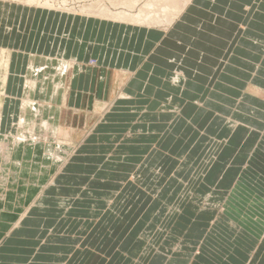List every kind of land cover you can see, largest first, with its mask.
<instances>
[{"label": "crops", "instance_id": "0c3cea01", "mask_svg": "<svg viewBox=\"0 0 264 264\" xmlns=\"http://www.w3.org/2000/svg\"><path fill=\"white\" fill-rule=\"evenodd\" d=\"M195 1L191 0L177 20L153 40L151 37L155 35L148 29L124 28L109 22L106 26L94 25V18L80 19L0 0V51L5 49L9 53L7 67L13 85L26 79L33 56L52 54L69 63L70 72L62 79V84L68 85L66 102L90 100L97 104L108 93L113 98L120 81L126 97L121 100L124 108H111L109 120L104 124L110 129L122 124L123 129L131 126L137 134L123 140L122 147L110 143L113 154L127 146L145 153L160 147L165 136H171V144L167 143L166 147L171 145L169 157L177 165L171 175L161 179L167 182L157 194L161 198L159 202L175 195L180 199L186 191V196L191 195L184 187L194 181L213 184V193L221 192L226 198L231 195L235 199L234 204L216 210L215 219L212 215L207 220L147 221L143 215L159 214L164 204L158 202L156 206L152 196L141 191L140 197L147 203L138 209L137 220H133L136 209L126 206L119 211L114 203L108 206L105 216L124 212L123 220L86 221L67 214L53 219L50 214L54 208L40 204L46 201L43 196L47 193L61 190L51 173L55 162L48 158L46 145L23 144L7 152L5 138L0 135V264H264V0H227L220 5L223 8L220 14L206 11L202 20L187 14L192 8L200 11ZM233 5L236 8L232 9ZM100 25L105 27L103 33ZM139 39L143 41L141 44ZM157 40L160 44L156 49L146 53L147 43ZM159 47L164 52L170 51L169 56H156ZM123 48L130 50L126 51L125 59H121ZM144 52L145 58L137 59ZM86 57L95 60V64L86 65ZM219 67L217 83L200 103L191 96V89L196 86L205 92L212 83V70ZM202 69L210 70V74L202 73ZM173 71L180 72L186 80L183 87L181 82L174 84L167 80ZM85 92L89 96H84ZM147 94L158 99L161 98L155 95L167 94L175 110L146 112L144 106L153 99L151 95L146 97ZM184 98L186 102L182 106L179 101ZM228 100L238 101V121L226 120V139L216 142L206 134L212 133L216 117L228 115V107L222 104ZM4 102L5 99L3 105ZM201 112L211 118L209 123L202 128L185 126L189 133H194L192 128L197 131L198 139L191 142L182 138L179 134L182 115ZM123 113L132 114V121L118 118ZM115 116L120 123L112 119ZM98 127L99 124L94 126V130L101 129ZM201 136L209 139L202 140ZM84 147L87 148L81 146V149ZM212 148L220 152L208 167ZM194 149L201 150L199 156L192 154ZM107 167L109 175L105 180L99 179L97 187L91 186L94 194L98 190L97 195L106 194L105 197L110 195L113 177L111 167ZM102 175L105 173H96L98 177ZM183 181L188 185L182 188ZM132 190L126 182L120 194L124 193L125 197ZM196 208L188 212L214 214L206 204ZM171 210L174 214L181 212L175 203ZM154 228L155 240L150 239V229Z\"/></svg>", "mask_w": 264, "mask_h": 264}, {"label": "rangeland", "instance_id": "374dc122", "mask_svg": "<svg viewBox=\"0 0 264 264\" xmlns=\"http://www.w3.org/2000/svg\"><path fill=\"white\" fill-rule=\"evenodd\" d=\"M1 1L5 2L6 4H15V3L20 4L21 3L23 6H26V7H27V3L29 2V0H16V1H19V3L16 2L15 0H1ZM47 1H49L48 5H50V7H54L55 9L58 7L59 9L69 10L71 12L72 11L74 12L75 10L77 12H82L83 9H81L82 8L81 6H86L87 12L84 10V13L95 14L96 16H97V12L99 11L98 9L101 7H104L105 5H106L105 7H108L110 10H112L111 3L109 2L108 4L107 2L108 0H104V1L97 0L99 1L98 4L96 0H93V1L87 0V2L86 0H80V1L79 0H70V1L69 0H63V1L55 0L56 2L54 0L53 1L47 0ZM74 1H75V4H74ZM225 1L227 0H196L195 3H198L200 7V11L199 10H197V12L192 11L193 9L192 8L191 11L190 10L187 11V14H190L193 17L196 16L195 18L200 19V20H202L203 18L202 14H204L206 11L211 10L214 13L217 12L218 14H220V12L223 11L222 6L220 5H222L223 2ZM41 2H43V4L45 3L44 0H41L40 3ZM83 2L86 4H84ZM140 2L135 7V11L142 8L144 1L141 3ZM56 4H59V5L56 7ZM34 7L36 8V6ZM62 7H64L65 9ZM233 8H236V6L233 5L232 9ZM42 11L49 12L47 10H42ZM51 11H55V10L51 9ZM56 12L70 14L72 16L79 17L80 19L81 18L89 19L87 17L76 16L66 11L56 10ZM196 13H198L199 15H197ZM78 14L80 15V13ZM92 19L93 18L91 17L90 20ZM93 20H94L93 21L94 25L99 24V23L100 24L103 23L104 25L109 24L106 20H104V18L103 20L102 19L99 20V18H95ZM100 28L103 33L105 27L103 25L101 27L100 25ZM151 31H152V34L155 35L154 37H151L153 40H155L157 36H159L163 32L162 29L161 30L152 29ZM185 32H188V34L190 33L191 35V32H189L188 30H186ZM22 36H23V33L21 34V37ZM157 41L155 43L148 42L145 52L149 54L150 52L153 51V49H156V47L160 44L159 43L160 41L158 42ZM141 42L143 41L139 39L138 43L141 44ZM161 49L162 47L161 48L159 47L157 49V53H155L156 56L159 55V57H162V58L168 57L170 54V51L164 52ZM123 51H124V54H122L121 59H125L124 56L126 55V51L130 52L128 48L126 50L125 48H123ZM145 52L142 57H140L139 55L137 59L139 60L141 58L144 59ZM4 55L0 56V78L6 73L7 81L5 84L6 88L5 89L4 87L0 88V100L3 102V100L5 99L4 105L3 103L2 104L0 103V105L3 106L2 109L0 107V111H1V114L2 113L5 114L6 112L7 115L5 114L4 116H2L3 121L1 123V128L3 124H4L3 126L4 128H2V130L0 129V131H3V132H0V135L7 136V138L8 137L13 138L18 134L16 133L17 132L16 129L20 127L18 123L19 118L22 117V115H26L24 114L26 112L22 111L23 102L21 101L23 99V93H24L23 87L25 86L24 84L25 80L22 81L23 84H19V82H17L18 80L16 81L17 84H14V85L11 84L12 76H9L8 71H10V68L7 67V64H8L7 59L9 55L7 53H5ZM130 56L127 55V57H130ZM38 58H40V60L36 61L37 63L36 66L40 67L42 70H45L44 79H46L45 81L46 85L44 87L45 93L43 94V96L42 94L41 95L35 94L33 97V100L34 102L43 100L45 101V103L50 105V106L47 105V108H46L47 112H46L45 117L53 123L55 122L59 123V121H61V125L59 127H61L62 129L61 131L64 132V135H62L58 139L56 137L53 138L52 136H50L49 138L45 140V137H43V135H40V137H38L39 139L38 142H40L41 144L44 143L46 145L45 148H46V153H47L48 158L50 160H53V162H55L54 163L55 166L52 167L51 173L53 174V177H56L54 180L55 183L61 187L60 192L57 191V192H53L52 194L47 193V196H43V198L46 197V201H40V204L51 205L52 208H54V212H51L50 214L53 219H56L57 217H61L62 215L67 214L71 217L78 218V219L82 218L86 221H92V220L97 221L99 219L123 220L124 215H125L124 212L123 213H110L108 214L109 218L105 216L106 214L105 212L107 211L108 206L113 203L114 205L119 206L118 208L120 209L117 208V210L119 211L125 209L126 206H128L129 208L131 207L132 209H136L135 211H133L134 212L133 220L140 219V213L137 211L143 203L145 204L147 203L144 197H140L141 191L143 193L146 192L144 194L148 193L150 196H152V199L154 200V204L157 206V203L161 199V198H157V194L159 193V190L163 187V185L167 182V179L163 182L161 181V179L162 177H167L169 174L171 175V172L173 171L174 167H176L177 165L176 162L172 161L171 157H169V155L171 154L170 152H172V151H168L171 148V145H169L168 149L166 147L167 143L171 144L172 140L169 139L171 136L169 138L168 136H165V138H163L161 141L160 147L151 149L145 153L144 152L138 153L137 151L131 150L127 146V149H124V150L122 149V151L118 154H116V151H115V154H113L114 148L113 147L110 148V145H111L110 143H114L113 145L115 146L116 144V146L118 147L120 143H122L123 140L129 138L130 135L134 136L137 134L133 132V130H131V126H129L127 129H123L122 128L123 124H122V125H119L118 127L113 126L110 129L106 124H104L107 120H109L108 114L110 110L116 107L124 108V106H122L121 104L122 102L121 100L122 98H126V97L123 94L124 93L123 88L119 86L121 85L120 81H118V84L116 86L117 92L116 94L113 95L114 96L113 98H112V95L108 93L105 97L101 98V100L97 104H95V102L90 101V100L84 101V102L82 101L73 102V100H70L68 102H65L64 104L62 100L64 88L61 89V91H59L58 94L55 95L53 99H51L50 97L52 94L50 87H52L53 85L51 83L52 82L51 75H55L57 72L56 70L60 65V63H58V60H61L64 63H68V60L67 59L62 60L61 57L55 56L53 54L51 55V57H49L48 55L49 59L47 57H38ZM89 58L90 57H86L85 63L86 65L89 64L90 66H93L95 64V60L89 59ZM219 70H220V67L217 69H213L212 74H210V70L202 69L201 70L202 73L211 75L212 83L205 92L203 88L196 89V86H194L191 89L192 90L191 96H195L196 99H199L200 103H203L205 99L204 96L208 94L209 92H212L211 90H212L213 84L217 83L216 73ZM166 76L167 74L164 75V77ZM175 76L182 78V76H180V72L173 71L171 72V74L167 76V80L171 82V78ZM38 79L40 80V78ZM8 80H9V83H8ZM53 80L57 82L59 80L58 76L57 77L55 76ZM182 81L184 83L186 82L185 79L184 80L179 79V81H177V82H181V87H183L184 85ZM61 85H65V84H61ZM122 86L124 85L122 84ZM3 92L5 93L4 97H3V94H4ZM88 94H89L88 92H85L84 96H89ZM127 95H128L127 98H129L130 93ZM150 95L151 94H147L146 97ZM197 95H198V98H197ZM228 95L232 96L230 92ZM151 96L153 98L154 94ZM155 96L161 99L153 98L149 100L146 103V106H144L145 108L144 110L146 112L164 111L165 113H167L169 111L175 110V108L173 109L172 107L173 101L168 99L167 94L166 95H155ZM162 96H164V99H162L163 98ZM16 100H19V101H16ZM191 100L194 102L195 99H191ZM179 102L181 103L180 105L183 106L186 102V99L185 98L181 99ZM177 103L178 102L175 101V105ZM222 104L225 107H228L227 109L228 115H226L225 117L223 115L221 117L219 116L216 117L215 121L212 124L213 129L212 131H210L212 133L206 134L209 138L212 137V140L216 142L226 139L227 133L225 131L227 129L224 128V126H226V123H225L226 120L228 121L232 120L233 123L238 121L237 112H236L238 101L228 100L227 102L223 101ZM219 112H223V111L219 109ZM123 114H122L123 116H120L118 118H121V120L124 119L123 122H125L126 120L132 121L131 119L133 118L131 117L132 114L130 113L129 114L123 113ZM138 114L139 112L136 113V116ZM115 118L116 116L112 117L114 121H117V123H120L119 119L117 118L116 120ZM210 119H211L210 117L204 116L202 112L198 113L197 115L195 114L194 116L182 115L181 126H180L181 128H180V133H179L180 136L184 139L186 138L190 140L191 142L195 141L199 137L197 131H194V129L191 127L194 133H189L185 126H188L189 124H191L194 127H197L199 125L198 128H202L206 123L210 122ZM98 124H99L98 128H101V129L94 130V126H97ZM223 128H224L223 133H220V131H222ZM11 130L13 131V133ZM66 136H68V138ZM109 136L111 137V141H109ZM151 136L152 135H149V137ZM208 137L201 136V139L206 140V139H209ZM27 140L31 141L30 139H26V141ZM163 141H165L164 144H163ZM149 145H151V143H149ZM81 146H87V148L84 147L81 149ZM120 147H122V144L120 145ZM80 149L82 150L81 153H79ZM181 152L183 153V150H181ZM219 152L220 150L217 148H212L209 151L208 157L211 158L210 159L211 161H209L208 167L211 166L212 158L217 156ZM195 153L196 155L199 156L201 153V150L196 151V149H194L192 151V154L195 155ZM53 154L56 156H54ZM58 154L61 156V158L64 157L63 161L62 159L58 158L59 157ZM64 160H66V162H64ZM116 162H117V165H115ZM108 165L111 167L110 171L113 176L111 180V187L109 188V191H108L110 195L109 197H105L106 194H102V196L97 195L100 192L97 189H96L97 194H94L93 190L91 189V186L94 185L95 187H97V185H99L98 184L99 179L105 180V176L109 175L108 167H107ZM193 168L194 169L197 168V164L193 165ZM98 172L105 173V175L98 177L99 175L96 176V173ZM126 182L129 184V186H132L133 190L131 192L128 191L129 194L123 197L124 193L122 194L120 193H121L123 184H125ZM187 183H188L187 181L181 182V187L183 188L185 185H188ZM104 187L108 188L106 186ZM212 187H213V184L209 185L207 182H203V181L191 182L189 187H184L186 188V190H190L191 195L186 196L187 195L186 192H188L186 191L185 192L186 195L182 196L180 199L176 195L173 197H169V198L166 197L163 202L162 201L159 202L160 204H164V210L160 208L159 214L148 212L143 215V219L147 221H157V220L170 221L172 219L207 220V219H210L212 215H213V218L215 219V217L218 214L216 210L219 211L222 205L225 206L226 204H234L235 199H233L231 195L228 198H226V195L225 196L222 195L221 192L213 193L211 191ZM69 188L73 190H70ZM84 189H85V193L83 191V195H81L80 193ZM76 190H79V194H77L78 191ZM102 191L103 190H101V192ZM90 192H93V193H90ZM210 193H213V195L211 197L206 198L205 196ZM226 199L227 201H224ZM174 203L177 206V208L181 211L179 214L172 213L171 209L174 207ZM205 204L208 205L209 207L211 206V209L214 210V214L210 212H207V213L206 212L205 213L188 212V210H195L194 207L195 208L201 207V206H204ZM39 215H42V214H39ZM150 232H152V236L150 235L151 236L150 239L153 238V240H155L156 228L150 229ZM153 246H150V248Z\"/></svg>", "mask_w": 264, "mask_h": 264}, {"label": "bare ground", "instance_id": "6f19581e", "mask_svg": "<svg viewBox=\"0 0 264 264\" xmlns=\"http://www.w3.org/2000/svg\"><path fill=\"white\" fill-rule=\"evenodd\" d=\"M16 1V0H15ZM41 0H29V2L27 3V5L29 6H36V8H38L39 10H47V11H51V9H54L55 11H66L69 13H72L76 16H80V17H87V18H99V20H106L109 23L112 24H116L119 26H123L124 28H137V29H148V30H152V29H162V30H166L168 27H170V25L173 24V22L175 20H177V18L179 17V15L183 12V10L187 7V5L191 2V0H108V4L109 2L111 3L112 6V10H110L108 7H101L99 8L98 12H97V16L95 14H90V13H84V10L86 11L87 8L86 6H81L83 9L82 12H77L76 10L73 12L69 11V10H62L59 9L57 6L59 4H56V7L58 8H54V7H50V5H48L49 1L44 0L45 3L43 4V2L40 3ZM53 1V0H52ZM55 1V0H54ZM60 1V0H59ZM63 1V0H62ZM70 1V0H69ZM80 1V0H79ZM93 1V0H92ZM97 1V0H96ZM104 1V0H103ZM143 2V6L140 9H136L137 11H135V7L138 5L139 2ZM19 3V1H16ZM31 2V3H30ZM56 2V1H55ZM58 2V1H57ZM77 2V1H76ZM87 2V0H86ZM99 1H97L98 4ZM102 2V1H101ZM140 2V3H141ZM199 2V1H198ZM84 3V2H83ZM92 3V2H91ZM96 3V2H95ZM94 3V4H95ZM17 4V3H16ZM21 4V3H20ZM55 4V3H54ZM66 4V3H65ZM70 4V3H69ZM75 4V1H74ZM86 4V3H84ZM194 4V2H193ZM77 5V4H76ZM103 5V4H102ZM100 5V6H102ZM227 5V4H226ZM99 6V7H100ZM108 6V5H107ZM109 6V7H111ZM201 6V5H200ZM60 7V6H59ZM76 7V6H75ZM203 7V6H202ZM64 8V7H62ZM65 9V8H64ZM73 9V8H72ZM93 10V9H92ZM87 12V11H86ZM93 12V11H92ZM80 13V15L78 14ZM186 13V12H185ZM181 18V16H180ZM177 23V21H176ZM175 27V25H174ZM225 29V28H224ZM168 31V30H167ZM169 32V31H168ZM222 33V32H221ZM198 34V33H197ZM229 39V38H228ZM183 41V40H182ZM167 42V41H166ZM163 46V45H162ZM261 50V49H260ZM4 50L1 49L0 51V56L4 55L5 52H3ZM200 51V50H199ZM9 54V53H8ZM11 55V54H10ZM28 55V54H27ZM31 55V54H30ZM5 56V55H4ZM19 56V55H18ZM42 57V56H41ZM47 57V56H46ZM48 58V57H47ZM14 59V58H13ZM49 59V58H48ZM39 61L40 58L38 57H32L30 59V63H29V67H28V72H27V77L25 79V86L24 88V93H23V99L21 100L23 102L22 105V111H25L26 115H22V117L19 118V126L18 128L20 129H16L18 133L15 137L10 138L7 136H2V139L5 138L4 141V149L7 152H10L11 148L14 149L17 146H21V145H26V144H35V146H37V144H41L40 142H38V137H40V135H43V137H45V140L47 138H49L50 136H52L53 138H59L62 135H64V132H62L61 127H59L61 125V121H59V123L55 122H51L49 119H47L45 117L46 112H47V103H45V101L40 100L38 102H34L33 97L35 94H39L43 96V94L45 93V81L46 79H44L45 76V70H42L40 67L35 65L36 61ZM23 61V60H22ZM25 61V59H24ZM70 62V61H69ZM210 62V61H209ZM18 63H20V61H18ZM58 63H60L59 67L57 68V72L55 75H51V80H52V87H50L51 89V99L54 98L55 95L58 94L59 91H61V89L64 88L63 90V95H62V100L65 104L66 100H67V86L68 85H61L62 84V77H65L67 73L70 72L69 69V63H64L61 60H58ZM26 64V62H25ZM79 64V63H78ZM20 66V65H19ZM6 68V67H5ZM19 69V68H18ZM16 71V70H15ZM18 71V70H17ZM114 71V70H113ZM178 72V71H177ZM8 73V72H7ZM19 73V72H18ZM6 73L1 76L0 78V88L4 89L7 78H6ZM55 76H58V81L56 82L55 80H53L55 78ZM40 78V80L38 79ZM62 78V79H61ZM171 78V77H170ZM179 79L184 80V78H180V77H172L171 78V82H174L175 84H178L177 81H179ZM24 80V79H23ZM39 82V84H38ZM177 82V83H176ZM183 82V81H182ZM184 83V82H183ZM12 84V83H11ZM17 84V83H16ZM23 84V83H22ZM13 85V84H12ZM11 87V86H10ZM180 87V86H179ZM14 91V90H12ZM38 92V93H37ZM4 93V92H3ZM8 94V93H7ZM18 94V93H17ZM12 95V94H11ZM5 96V93L3 94V97ZM18 96V95H17ZM193 97V96H192ZM12 98V97H11ZM19 98V97H18ZM7 99V98H6ZM4 101V100H3ZM19 101V100H16ZM9 102V101H7ZM247 102V101H246ZM0 103L2 104L3 102L0 100ZM19 103V102H18ZM10 104V103H9ZM12 104V103H11ZM181 104V103H180ZM248 104V103H247ZM7 105V104H6ZM17 105V104H16ZM15 105V106H16ZM50 106V105H48ZM247 106V105H246ZM1 109H2V105H0ZM7 107V106H6ZM12 107V106H11ZM10 107V108H11ZM250 107V106H248ZM49 108V107H48ZM12 109V108H11ZM251 109V107H250ZM253 109V108H252ZM28 110V111H27ZM6 111V110H5ZM9 112V111H8ZM18 112V111H17ZM170 112V111H169ZM6 114V112H5ZM4 114V115H5ZM247 114V113H246ZM7 115V114H6ZM16 115V114H15ZM3 115L1 114L0 111V129L2 130V128H4V124L1 128V123H2V117ZM15 117V116H14ZM18 117V116H17ZM241 117V116H238ZM10 119V118H9ZM241 119V118H240ZM253 119V118H252ZM13 120V119H12ZM9 122V121H8ZM4 123V122H3ZM15 125V124H14ZM17 125V124H16ZM7 130V129H6ZM9 130V129H8ZM12 131V130H11ZM3 132V131H0ZM13 133V131H12ZM36 137V138H34ZM65 137V136H64ZM68 138V136H66ZM26 139H30L31 141ZM35 141V142H34ZM57 141V140H56ZM55 142V141H54ZM53 142V143H54ZM59 142V141H58ZM66 143V142H65ZM64 144V143H62ZM61 144V145H62ZM58 145V144H57ZM4 153H6L4 151ZM59 153V152H58ZM65 153V152H63ZM1 154V151H0ZM54 155V154H53ZM56 156V155H54ZM59 159H64V157L61 158V156L59 155L58 157ZM57 159V158H56ZM26 162V161H25ZM64 162H66V160H64ZM13 191V190H12ZM20 207V206H19ZM17 223V222H16ZM15 225V224H14Z\"/></svg>", "mask_w": 264, "mask_h": 264}]
</instances>
